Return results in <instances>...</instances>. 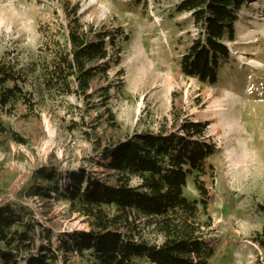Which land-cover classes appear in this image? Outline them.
<instances>
[{
    "label": "rangeland",
    "instance_id": "obj_1",
    "mask_svg": "<svg viewBox=\"0 0 264 264\" xmlns=\"http://www.w3.org/2000/svg\"><path fill=\"white\" fill-rule=\"evenodd\" d=\"M179 2L0 0V54L17 55L25 71L41 44L39 28L51 23L66 25L63 4L79 7L86 30L113 32L121 28L127 35L126 41H120L119 64H111L108 79L91 85L96 107L90 109L92 105L84 106L73 97L62 102L41 95L36 97L38 115L3 118L4 124L27 143L0 148V189L7 192L20 185L34 165L45 163L59 165L75 176L85 172L114 186L113 173L103 167L101 155L95 152L98 143L107 146L111 133L104 124L105 108L121 126L114 139L122 138L124 132L171 131L185 120L206 123V138L216 149L207 163L214 178L204 179L213 220L208 237L213 252L209 264H262V253L251 238L264 225V217L256 209L264 205V0H252L241 11L237 40L228 45L232 58L215 86L200 85L180 72V58L199 32L188 15H176ZM28 78L29 86L35 84ZM104 88L109 89L107 100L100 95ZM184 196L199 200L191 179ZM27 202L36 220L53 230L51 244L41 239L35 244L37 248L49 246L56 251L60 246L57 235L69 243L74 234L88 231L84 218L72 212L64 198H29ZM36 232L42 229L36 226ZM148 239L160 242L152 236ZM35 255L30 253V257ZM28 258L24 255L20 264ZM54 264H92V259L87 255H66L65 259L58 254Z\"/></svg>",
    "mask_w": 264,
    "mask_h": 264
},
{
    "label": "trees",
    "instance_id": "obj_2",
    "mask_svg": "<svg viewBox=\"0 0 264 264\" xmlns=\"http://www.w3.org/2000/svg\"><path fill=\"white\" fill-rule=\"evenodd\" d=\"M250 1L180 0L174 12L188 15L199 32L179 61L185 78L208 86L220 82L221 72L232 58L228 45L236 42L240 13ZM79 10L63 4L66 25L51 23L53 26L39 28L41 44L26 71L17 55L0 54V148L10 143L26 145L3 118L38 115L36 97L62 102L73 97L84 106L92 105L90 109L96 107L91 85L108 79L111 64H119L120 41H126L127 35L121 28L86 30ZM28 77L35 84L29 86ZM108 91L100 90L103 99H108ZM104 116L111 133L107 146L98 143L95 152L101 155L103 167L113 173L115 185L108 186L82 171L75 176L59 165H34L20 185L7 192L0 189V264H20L24 255L29 256L24 264H54L58 254L65 259L66 255H87L92 264H209L213 220L204 179L214 178L207 163L216 149L206 138L207 124L185 120L171 131L124 132L122 138L114 139L121 126L111 110L105 108ZM188 179L198 201L184 196ZM53 197L66 199L70 210L84 218L88 227V231L74 234L69 243L57 235L60 246L56 251L36 247L41 239L50 245L53 230L36 220L27 202L29 198L47 201ZM256 209L264 217V205ZM149 236L160 242L151 243ZM251 241L260 249L264 264V225ZM32 252L34 257H30Z\"/></svg>",
    "mask_w": 264,
    "mask_h": 264
},
{
    "label": "bare ground",
    "instance_id": "obj_3",
    "mask_svg": "<svg viewBox=\"0 0 264 264\" xmlns=\"http://www.w3.org/2000/svg\"><path fill=\"white\" fill-rule=\"evenodd\" d=\"M250 63L254 64L255 62H254V61H251ZM214 113H215V112L213 111V112H212V115H215Z\"/></svg>",
    "mask_w": 264,
    "mask_h": 264
}]
</instances>
